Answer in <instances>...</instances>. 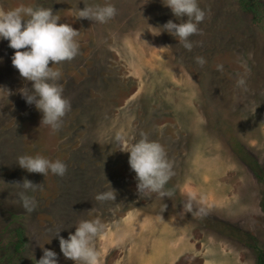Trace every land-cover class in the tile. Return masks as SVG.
I'll return each instance as SVG.
<instances>
[{"label":"rangeland","instance_id":"374dc122","mask_svg":"<svg viewBox=\"0 0 264 264\" xmlns=\"http://www.w3.org/2000/svg\"><path fill=\"white\" fill-rule=\"evenodd\" d=\"M0 3L4 11L52 8L59 23L80 32L79 54L55 65L71 103L55 133L22 97L33 82L0 40V264H36L43 248L57 253L58 264H75L61 252L59 230L68 238L81 221L99 220L102 232L136 209L180 220L203 250L214 242L235 246L256 264L264 250V0L250 9L241 0H198L206 15L191 51L166 31L153 34L169 20L182 22L162 0ZM106 3L117 9L107 23L76 17L86 4ZM196 57L205 58L203 67ZM241 78L245 87L237 86ZM142 134L166 150L172 198L137 191L130 153L115 138L131 147ZM23 155L59 159L67 172L29 173L17 163ZM25 179L39 186L25 190ZM105 191L116 199L97 201ZM190 193L192 211L185 207ZM23 196L35 200L31 212Z\"/></svg>","mask_w":264,"mask_h":264},{"label":"clouds","instance_id":"9594fccd","mask_svg":"<svg viewBox=\"0 0 264 264\" xmlns=\"http://www.w3.org/2000/svg\"><path fill=\"white\" fill-rule=\"evenodd\" d=\"M169 7L175 17L182 22L176 23L169 20L162 25V31L153 33L159 35L167 32L191 51L193 42L190 37L200 34L199 25L205 19V11L199 7L198 0H162ZM117 14L116 7L111 3L95 7L86 4L79 9L77 18H87L94 22L107 23ZM187 17V19H183ZM60 17L52 8L18 7L0 12V40H8L9 47L15 52L11 57L12 65L21 77L31 81L32 88H22V97L29 105H35L42 113L41 125L51 128L53 133L58 132L64 123L63 118L71 109L70 101L63 95V87L58 83L61 72L55 65L73 60L80 51L77 37L80 32L68 23H59ZM196 62L203 67L206 63L204 57H196ZM50 62L52 66L50 67ZM222 65H217V70H222ZM246 81L237 80L238 87H245ZM116 142L122 151L130 153L129 165L136 174L137 191L139 194L156 193L161 198H172L173 192L165 190L172 176V165L169 162L164 146L158 141L151 140L147 134H142L141 139L131 147L123 143L124 137L117 135ZM18 165L29 173H40L47 176L49 172L63 177L67 172L65 162L57 159L50 160L44 156L23 155L18 157ZM25 190L35 191L39 185L25 179L21 183ZM97 201L116 199L113 191H105L96 195ZM195 194H189V203L185 205L192 211L191 201ZM23 207L31 212L36 206L34 199L22 197ZM103 225L99 220L81 221L74 233H69L68 238L59 236L60 249L66 259L75 261V264H99V253L94 246V240L101 232ZM54 236V237H55ZM43 248V246H41ZM57 253L51 249L43 248L42 257L36 264H58Z\"/></svg>","mask_w":264,"mask_h":264},{"label":"crops","instance_id":"0c3cea01","mask_svg":"<svg viewBox=\"0 0 264 264\" xmlns=\"http://www.w3.org/2000/svg\"><path fill=\"white\" fill-rule=\"evenodd\" d=\"M205 247L180 220L136 209L102 231L95 248L99 264H178L184 259L185 264H252L235 246L214 242Z\"/></svg>","mask_w":264,"mask_h":264},{"label":"trees","instance_id":"16d2710c","mask_svg":"<svg viewBox=\"0 0 264 264\" xmlns=\"http://www.w3.org/2000/svg\"><path fill=\"white\" fill-rule=\"evenodd\" d=\"M253 1L254 0H241V4L244 8L250 9ZM262 207L264 210V197H263ZM256 264H264V250L259 251Z\"/></svg>","mask_w":264,"mask_h":264}]
</instances>
